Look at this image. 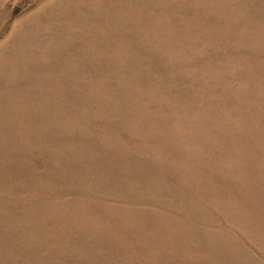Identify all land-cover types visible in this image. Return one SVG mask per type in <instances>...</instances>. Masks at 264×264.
<instances>
[{"label":"rangeland","instance_id":"rangeland-1","mask_svg":"<svg viewBox=\"0 0 264 264\" xmlns=\"http://www.w3.org/2000/svg\"><path fill=\"white\" fill-rule=\"evenodd\" d=\"M0 264H264V0H0Z\"/></svg>","mask_w":264,"mask_h":264}]
</instances>
